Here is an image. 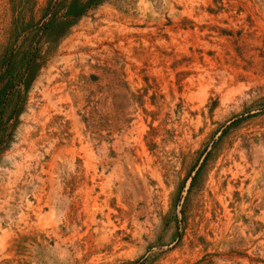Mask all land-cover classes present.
I'll return each mask as SVG.
<instances>
[{"label": "rangeland", "instance_id": "obj_1", "mask_svg": "<svg viewBox=\"0 0 264 264\" xmlns=\"http://www.w3.org/2000/svg\"><path fill=\"white\" fill-rule=\"evenodd\" d=\"M71 4L0 0V264H264V0Z\"/></svg>", "mask_w": 264, "mask_h": 264}, {"label": "trees", "instance_id": "obj_2", "mask_svg": "<svg viewBox=\"0 0 264 264\" xmlns=\"http://www.w3.org/2000/svg\"><path fill=\"white\" fill-rule=\"evenodd\" d=\"M101 0H86L85 3H83L80 0H72V4L68 10V16L76 19L80 17L90 6H93L97 3H99ZM53 17L50 16L47 21L42 26V29H45L47 27L48 21L53 22ZM9 60V59H8ZM26 69H30V66L28 65ZM2 72V68L0 69V73ZM10 85H5L4 88L0 89V117L2 115V108L5 103V98L7 93L10 91L9 89Z\"/></svg>", "mask_w": 264, "mask_h": 264}]
</instances>
